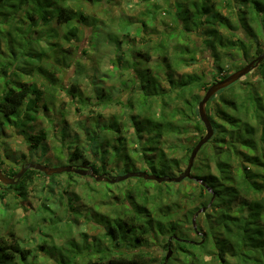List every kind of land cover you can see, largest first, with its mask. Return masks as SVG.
Listing matches in <instances>:
<instances>
[{
	"label": "trees",
	"instance_id": "obj_1",
	"mask_svg": "<svg viewBox=\"0 0 264 264\" xmlns=\"http://www.w3.org/2000/svg\"><path fill=\"white\" fill-rule=\"evenodd\" d=\"M88 1L98 3L100 0ZM32 5H36L35 8ZM165 5L160 9L171 14L174 29L169 32L154 29V33H147L145 28L148 25L141 21L142 30L136 40H140V45L146 50L132 49L135 52L129 58L125 57L127 51L124 41L117 42L119 56L114 65L122 71H130L131 80L140 86L138 98L133 96L126 102L117 101L127 110L138 109L137 115H129L130 124L133 119L131 126L134 127L138 142L129 143L126 136L117 135L121 132V124L113 116L111 135L117 137H111L118 144L115 143L113 149L107 144L102 146L100 152L93 151L94 156H99L100 165L96 160L85 159L84 151L79 146L73 148L69 145L62 147L60 153L67 155L68 151L70 162L81 159L83 165H91L97 175L110 177L113 176L106 172V168L111 164L113 169L117 167L124 170L128 165L138 162L160 177H174L175 172H182L197 144L195 140L202 138L205 129L198 112L203 96L196 94V91L205 93L210 85L205 82L207 77L181 74L179 69L195 65L201 59L197 57L198 53L204 48V54H212L216 58L215 70L217 75H221L212 82L213 85L228 77L233 70H238L231 69L222 75L228 68L227 65H221V57L237 48L242 50L245 61L250 62L248 52L260 37L264 38V0H165ZM73 6L69 5V0H0V19H6L10 12H16L17 9L20 13L18 18L6 21L12 24L15 33H9L6 43L3 46L0 44V61H4L0 62V132L6 127L21 128L20 133L32 150L41 148L46 140V132H28L29 120L26 115H38L40 108L47 113L56 101L55 73L61 71L53 66L49 52L57 54L55 49L63 41H79L81 26L87 22L92 27L100 25L96 19L90 20L80 8L77 10ZM221 8H229L233 20ZM22 17L28 19L29 23L24 30H17L14 26ZM236 21L253 42L242 39L235 41L222 33L221 29H234L233 22ZM54 23L63 29V33L57 31ZM33 32L36 33L37 43H42L37 49L32 41ZM191 34L202 38L203 48H199L194 41L193 45H189L179 40L181 38L185 42ZM134 38H130V46L138 45ZM170 49L174 52L170 53ZM62 53L71 54L69 50H62ZM261 53L256 47L255 56ZM18 54L27 58L23 64H18L17 70H13L7 61ZM154 56L159 59L158 63L136 78L132 67L139 69L141 60L151 63ZM76 58L77 55L74 60ZM55 62L62 61L56 58ZM66 62H63V66ZM252 72L257 74V83L244 84L243 78L220 91L207 104L206 111L214 127V136L201 149L203 159L195 161L191 172L192 179L189 181L196 183L197 193H187L178 200L175 199L176 191L172 190V186H177L175 183L159 184L152 181L155 182L152 187L146 185L141 189L137 186L133 192L125 195V201L115 215L103 216V235L109 245L103 246L100 241L94 240L92 245L82 247L87 251L93 249L92 252L88 251L90 254L87 256L93 253L98 260L91 258L85 262L83 250L71 242L69 247L73 248L72 254H68L69 249L66 254L59 250L55 264H154L153 245H158L166 252L160 264H264V62ZM23 78H41L50 81L51 85H44V89H41L33 87L34 84L28 81L25 83ZM12 81H19L18 87L12 86ZM163 81L168 87H162ZM116 88H102V92L96 93L95 103L86 102L83 105L96 107L100 105L99 99H108V94L110 99H123L113 95ZM119 90L124 92L121 87ZM119 90L116 92L119 93ZM259 90H262L263 95ZM72 100L78 104L83 102L82 99ZM157 101L162 102L160 112L155 111ZM170 106L172 109L168 111ZM145 136L146 140H143ZM97 138L95 135L93 139L95 146ZM182 138H186L187 142L183 143ZM19 171L20 168L3 170L11 177ZM34 175L52 177L30 169L19 184L6 186L0 183V187L16 190L24 196ZM53 189L49 190L51 194ZM62 190L61 195L67 192L64 188ZM95 192L91 190V194ZM6 195V192H0L2 199ZM49 196L42 201L48 202ZM63 198L68 210L82 211L76 207L72 209L73 200L67 193ZM50 206L53 207L44 203L42 207L49 212ZM202 209L205 212L198 215L195 229L194 216ZM57 228L50 227L51 231ZM44 245L41 247L42 253L48 254ZM170 249L172 254L166 260ZM0 258L9 260L10 264H35V255L30 249L14 238L3 236H0Z\"/></svg>",
	"mask_w": 264,
	"mask_h": 264
},
{
	"label": "rangeland",
	"instance_id": "obj_2",
	"mask_svg": "<svg viewBox=\"0 0 264 264\" xmlns=\"http://www.w3.org/2000/svg\"><path fill=\"white\" fill-rule=\"evenodd\" d=\"M97 2L98 3H92L88 0H69V5H74L73 7L77 10L80 8L85 16H88L90 20L96 19L100 25L92 27L87 22L81 26L82 32L79 41L75 40L72 43L63 41L59 43L60 45L55 49L58 51L57 54L49 52L50 58H53L50 60L53 61V66L61 71L55 73L54 95L56 101H54V106H52L51 110L47 113L40 108L38 115L34 113L26 115L29 120L28 132L36 134L40 133L42 130L46 132V140L42 143L45 150L42 146L37 150H32L29 143L24 140L20 133L21 128L15 129L14 127H6L2 133L0 132V161L2 162V167L0 168L2 170L10 171L11 168L21 169V167L27 163L43 164L49 167L83 165L81 159L70 162L68 159V151L67 155L60 153V149H63L62 147L65 148L69 145L73 148L79 146L84 151L85 159H90L91 161L96 160L100 165L99 156H94L93 151L100 152L102 146L107 144L113 149L115 143L118 144L112 138L117 136L111 135L113 132L112 126H114L111 119L113 116H115L121 124V134L118 133L117 135L126 136L129 143L138 142L134 127L131 126V124H133V119L131 118L130 124L129 117V115H137L139 113L138 109L127 110V108H124V106L117 103V101L126 102L131 100L133 96L138 98L140 86L137 83L135 84L134 80H131L132 75H130V71H122L114 65L119 56V44L117 42H119V40L124 41L123 45L127 51L125 55L126 58L134 55L135 50L132 51V49L139 48L146 50L142 47L143 45H140V40H136V38H139V33L142 30L141 21H145L148 25V28H145L147 33H154V31H156L154 29L169 32L174 27L172 16L166 13V10L160 9V7L166 6L165 0H100ZM35 6L36 5H32L33 8H35ZM220 10L233 20L234 17L229 8H221ZM19 14V10L17 9L16 12H10L6 19H0V44L2 46L6 43L7 38L9 39V33H15V30L11 27L12 24L6 21L18 18ZM153 16L155 18H153ZM28 23V19L22 17L21 20H18L14 28L17 27V30H24ZM108 23L112 24V26H109ZM54 26L60 34L63 33L62 28L60 29L55 23ZM233 26L234 29L229 28L225 31L221 29L222 33L232 37L235 41L236 39H242L249 43L253 42L248 33L240 28L237 21L233 22ZM35 34L36 33L33 32L32 41L34 42V47L37 49L38 45L42 43H37ZM158 34V37H160L161 32ZM40 36V33H38V37ZM133 37H135L134 39L138 43L137 46H130V38L133 39ZM189 37L190 38H187L185 42L181 40V38L179 40L182 43L187 42L189 45H193L192 41H194L196 45L198 44L199 48L204 47L200 36L191 34ZM112 39H114V42H111ZM256 42L257 44L254 43L253 48L248 52L249 58H251L250 61L259 56H255L256 47L262 53L264 52V38L260 37ZM77 47H79L78 50H76ZM62 50H69L71 54H63ZM204 51L205 49L203 48L198 53L197 57H201V59L195 65L181 67L179 73L205 76L207 77L205 82L211 86L212 82L215 79L218 80L221 75H217V71L215 70L216 58L212 57V54H204ZM169 52L173 53L174 51L170 49ZM219 52L221 51H218V53ZM69 55L71 59H69ZM75 55H77V58L74 60ZM94 56L95 59L93 60ZM25 57L27 58V56ZM25 57H21L20 54H18L10 61H7L8 65H11L13 70H17L18 64H23V61H26L24 60L26 59ZM56 58L60 59L62 62L56 63ZM73 60L75 63H73ZM158 60L159 59L154 56L151 63L141 60L139 69L137 67L136 69L132 67V70H135L136 78L141 77L142 74H144L143 71H146L149 67L156 65ZM65 61H67V64L63 66V62ZM44 62L45 58L43 60V63ZM220 63L221 65H227L228 70L222 73V75H225L229 70L235 68L239 70L249 62L245 61L242 50L236 48L229 52V54L224 55V57H221ZM233 71L235 72L237 70ZM121 76L123 77L121 78ZM23 80L25 83L28 81L34 84L33 87L38 86L41 87V89H44V85L48 86L50 84V81L48 82L41 78H31V80L29 78H23ZM245 82L257 83L256 72H251L244 77L243 83L245 84ZM161 84L162 87H168L165 81ZM11 85L18 87L19 81H12ZM116 86L119 88H116ZM114 87L116 89L113 95H119L123 99H110L111 96L108 94V99H99L100 105L96 107L83 105V103L86 102L95 103L96 93L102 92V88L113 89ZM120 87L124 89V92L119 90ZM2 90H5V86H3ZM118 90L119 93L116 92ZM259 91L263 95L262 90ZM205 93L196 91V94L201 96H204ZM72 95L75 96L72 98ZM135 95H137V97ZM72 99H77L78 101L82 99L83 102L78 104L76 100L73 101ZM161 105V101L155 103L156 112H160L159 109ZM92 108L94 109L93 111L91 110ZM171 109L172 106L168 108V111ZM95 135L98 136L96 139V146L93 144ZM205 135L206 129L203 130L201 136L204 137ZM146 137L147 136H145L143 140H146ZM199 140L196 139V143ZM181 141L183 143L187 142L186 138H182ZM140 144L142 143L140 142ZM207 150L208 148H206L205 151ZM200 159H203L201 151L196 160ZM122 166L125 168L123 163ZM186 167L185 165L182 172H175L174 176L182 174ZM106 169V172L113 177L123 176L133 172H145L149 175L153 174L140 162L134 165H128L124 170L123 168L119 169L117 167L113 169L112 164ZM29 183L27 193L24 196H21L16 190L0 187V192L7 193L4 199L0 197V236L8 239L14 238L23 243V245L30 249L32 254L35 255V264H55L56 257L60 254L59 250L66 254L69 249L70 252L68 254H72L71 249L73 248L69 247L71 242H75V244L80 246L83 250L84 253L82 255L84 259L86 257L85 262L91 258H94L95 261L98 260L97 256L93 253L87 256L93 249H89L88 251L90 252H88L84 248L92 245L94 240L100 241V245H109L108 240H106L103 235V221H105L103 216L109 217L115 215L117 213L116 211H118L119 207L125 201V195L130 191L133 192L135 187L139 186L141 189H144L146 185L149 187L154 186L155 182L140 178H130L123 182L110 184L105 181L97 182L90 176L63 173L56 176L52 175V177L49 178L42 175H34ZM195 186L196 183L190 182L189 179L177 184V186H172V190L176 191L175 199L179 200L183 195L187 193L191 194L193 191L197 193L198 189H196ZM51 187L54 188L53 194L49 192V190L52 189ZM63 188L67 190V192L64 191V194L67 193L73 200L71 202L72 209L76 207L77 209H82V211L68 210L67 202L63 198L64 194L61 195ZM91 190L96 192L91 194ZM46 191H48V193H46ZM150 192H152L151 189ZM48 196V202L42 201V199ZM44 203L51 204L55 209L50 206L51 211L49 210L48 212V210L42 207ZM204 212H199L197 215ZM41 217L43 220H40ZM50 227L57 228V230L51 231ZM44 243L45 251L48 254L42 253L41 247ZM152 249L155 252L154 258H156L153 260L155 261L154 264H160L166 252L158 245H153ZM4 261L7 262L6 264H10L9 260L7 261L4 259ZM4 261L0 258V262Z\"/></svg>",
	"mask_w": 264,
	"mask_h": 264
},
{
	"label": "water",
	"instance_id": "obj_3",
	"mask_svg": "<svg viewBox=\"0 0 264 264\" xmlns=\"http://www.w3.org/2000/svg\"><path fill=\"white\" fill-rule=\"evenodd\" d=\"M264 62V52L260 54L258 57L250 61L248 64L240 68L239 70L231 73L228 77H226L223 80H220L218 82H215L213 85L209 87V89L206 91L204 94L201 102L199 103L198 106V112H199V117L202 123L205 126L206 129V135L202 137L195 147L193 148L187 167L185 171L180 174L179 176H174V177H167V176H157L155 174H147L145 172H133V173H127L123 176H118V177H110L106 176L105 174L103 175H97L94 172V168L92 166H58V167H49L47 165L43 164H35V163H27L23 165L20 169V171L14 176H8L6 175L3 170L0 168V183L6 186H15L19 184L21 179L24 177L26 172L30 169H34L36 171H39L46 176H52V175H58V174H63V173H74L80 176H90L93 179H95L97 182L105 181L110 184H116L119 182L126 181L130 178H143L147 181H156L157 183H176L179 184L183 182L186 179H192V169L195 163V160L203 148L204 145H206L214 136V127L211 122V120L208 117L206 107L209 101L220 91L229 88L230 86L234 85L247 75H249L252 71H254L261 63ZM205 209H202L200 212H204ZM198 215H196L193 219V225L194 228L197 229V224H196V218ZM171 249L169 250L168 255L166 256V260H168L171 256Z\"/></svg>",
	"mask_w": 264,
	"mask_h": 264
},
{
	"label": "flooded vegetation",
	"instance_id": "obj_4",
	"mask_svg": "<svg viewBox=\"0 0 264 264\" xmlns=\"http://www.w3.org/2000/svg\"><path fill=\"white\" fill-rule=\"evenodd\" d=\"M107 176V175H106Z\"/></svg>",
	"mask_w": 264,
	"mask_h": 264
}]
</instances>
